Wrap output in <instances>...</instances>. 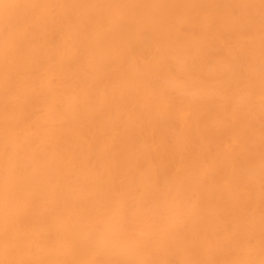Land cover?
I'll list each match as a JSON object with an SVG mask.
<instances>
[{
  "label": "bare ground",
  "instance_id": "6f19581e",
  "mask_svg": "<svg viewBox=\"0 0 264 264\" xmlns=\"http://www.w3.org/2000/svg\"><path fill=\"white\" fill-rule=\"evenodd\" d=\"M0 264H264V0H0Z\"/></svg>",
  "mask_w": 264,
  "mask_h": 264
}]
</instances>
